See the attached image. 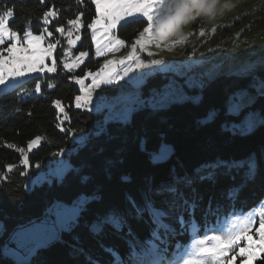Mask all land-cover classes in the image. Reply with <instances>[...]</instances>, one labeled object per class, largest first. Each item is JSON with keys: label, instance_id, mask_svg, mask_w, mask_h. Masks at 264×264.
Listing matches in <instances>:
<instances>
[{"label": "trees", "instance_id": "1", "mask_svg": "<svg viewBox=\"0 0 264 264\" xmlns=\"http://www.w3.org/2000/svg\"><path fill=\"white\" fill-rule=\"evenodd\" d=\"M7 8L14 10L9 25L20 35L29 24L33 34H41L45 27L43 13L55 9L59 15L47 26L53 36L46 41L60 40L61 43L54 54L58 74L39 77L38 81L30 79L0 95V177H6L0 178V264H16L11 255H5V241L14 229L39 218L53 203L71 204L81 195L89 199L70 230L62 231L53 245L39 249L31 264H114L106 248L118 252L124 264H131L129 241L139 250L145 240L151 239L156 227L147 210V204L152 202L163 204L170 212L165 222L176 229V234H168L166 247L174 254L177 244L186 245L192 241L190 232L181 233L178 223L181 214L185 220L190 219L183 204L185 199L198 205L195 218L201 236L205 225L209 228L228 213H246L264 198V125L257 124L251 132L234 128V125L242 126L244 117L250 112L264 116V94H258L239 115L228 113L229 102L232 103L238 92L253 89L250 86L253 76H220L204 86L197 102L172 103L160 110L142 108L133 111L128 122L104 125L100 115L75 109L74 99L79 91L71 80L100 67L90 30L86 27L96 17L91 0L82 3L46 0L44 4L40 0H0V14ZM80 13H83L84 25L80 31L81 40L68 51V32H72L73 39L77 33L67 21ZM201 19L202 16L192 19L194 29L197 30ZM145 25L143 22L119 26L116 35L131 43ZM58 26L65 28L63 35L55 32ZM65 51L69 53L67 57ZM80 51H88L89 57L71 72L59 63L65 59L71 62ZM165 79L161 73L147 77L142 86L143 96L152 89L158 90ZM37 83L42 86L39 94L34 92ZM49 83L54 86L49 88ZM56 100L61 101L63 112L55 108L53 101ZM62 120L64 128L86 138L82 145L61 131L58 125ZM101 128L105 130L97 135ZM37 136L41 143L30 153L25 151L30 166L26 174L21 175L24 170L21 153L6 145L26 150L28 143ZM162 143L170 144L172 152L162 162L152 163L150 154L158 151ZM68 147H75V152L68 157L71 170L60 182L54 180L50 185L43 183L26 191V178L29 173L34 174L35 165ZM250 157H254L258 165L254 180L245 177L246 161ZM220 162L245 163L242 167L216 168L211 179H200L208 177L213 170L210 166ZM8 165L13 166L12 172H7ZM184 177L192 183H177L178 178L183 181ZM168 187L178 189L175 198L165 191ZM234 189L237 190L236 198L230 199L229 193ZM137 207L143 210L140 214ZM110 211L118 218L119 228L103 219ZM93 226H98L99 231H93ZM161 235H164L163 229ZM254 264H264V255Z\"/></svg>", "mask_w": 264, "mask_h": 264}, {"label": "snow or ice", "instance_id": "2", "mask_svg": "<svg viewBox=\"0 0 264 264\" xmlns=\"http://www.w3.org/2000/svg\"><path fill=\"white\" fill-rule=\"evenodd\" d=\"M45 2L46 0H40L41 4ZM77 2L82 3L83 0H77ZM91 4L95 6L96 17L86 27L92 32L91 38L96 48V56H106L108 53L126 46L130 47L131 51L126 57L118 61L112 59L106 60L101 70L96 73L91 71L86 72L85 77H92V84L87 90L85 89L84 78L72 77L74 82L80 85V91L82 93V95L75 96V108L77 109H88L93 104V93L97 89L104 90L102 85H113L125 80V78L134 79V77L130 76L131 73L143 72L145 69L156 68V70H159L157 66L162 65L163 61H145L139 53H146L149 57L153 56L154 53L149 50L150 45L154 43L157 48H160L162 42L173 31L187 22L193 12L199 15L198 9L205 10L207 13H212L213 11L212 3L207 2V0H91ZM58 15L59 13L55 9L45 11L42 17V23L45 27L41 34L34 35L30 30L29 24L23 36H21L17 30L12 29L9 25V20L14 16V10L7 8L0 14V45L4 46L3 51H0V88H3L5 92L9 89L16 88L20 81L26 77L38 81L39 77H32L31 73L47 72L58 74V62L52 53L60 45V40L49 42L46 48L41 49L42 54L35 59L33 58L35 53H30L27 48L22 49L23 54L21 55L14 54L21 51V49L17 48V44L21 46L31 44L40 45L45 39V33L47 37H52L53 32L47 26ZM82 15L83 13H80L75 18L67 21V24L72 29H75L77 33L73 39L71 38L72 32H68L67 43L69 47L77 45V42L81 40L80 31L84 26L81 19ZM144 21L147 22L146 26L139 32L138 37L131 45H127L124 40L113 35V29H116L117 25L125 26L129 23H143ZM100 29H103V31L99 32ZM55 32L63 35L65 28L58 26L55 28ZM200 35H204V33L201 32ZM105 40H107V43L104 42ZM4 52H7L8 55L5 56L3 54ZM64 55L67 57L69 53L65 51ZM45 57L52 60L51 66H47L44 63ZM87 57H89L88 51H80L71 62L65 59L59 63H62L64 69L71 72L73 68L83 63ZM24 82H28V80H24ZM53 86L51 83L48 84L49 88ZM174 88L175 81H172L160 91L153 89L147 99L143 97V94L138 89L134 90L122 106V110L114 119L127 122L133 111L142 108H152L155 110L166 107L168 103L172 102L173 93L170 90ZM41 91L42 86L40 83H37L34 92L39 94ZM251 102L253 101L249 103ZM53 104L58 111L63 112L61 101H53ZM243 107L245 105L231 103L230 101L228 113L239 115ZM213 115L214 113L210 114V118ZM65 119H68V117H65ZM63 124L64 121L62 120L58 125L61 131L66 132L67 135L74 136V132L70 128H64ZM257 124L264 125V116H261L258 112H250L244 117L243 125H234V128L241 127L242 131L251 132ZM104 130L101 128L96 134L100 135ZM40 143L41 138L37 136L28 143L27 150L31 151L40 145ZM6 147L15 148L21 153V163L24 166V170L20 174L25 175L26 170L30 166L25 149L13 144H7ZM63 151L61 149L60 152L54 153V155L59 156ZM244 163H217L210 166L213 170L209 171L208 177L201 176L200 179H211L215 175L214 170L216 168L222 166L229 168L242 167ZM246 164L247 171L245 177L247 180H254L258 174V165L255 158L250 157L246 161ZM39 166V164L36 165L37 168ZM6 170L7 172H12L13 166L8 165ZM69 170H71V164L60 161L57 170L53 174L62 179L64 173ZM0 178L6 179V177ZM181 182H187L190 185L192 180L184 177L183 181H181L178 178L177 183ZM165 191L172 193L174 198L178 194L176 187H168ZM236 194L237 190H232L229 193L230 199H235ZM84 203L85 201L81 200L72 207H67L59 203L54 205L40 222H32L30 226L23 227L18 233L14 234L13 239L16 243V248L9 249L6 247L5 255H11L15 259L16 264H31L32 257L36 255L40 248L46 247L51 241L57 239L60 232L70 230ZM183 204L188 211L190 219L185 220L183 214H181L178 217V223L180 224L181 233L185 231L190 232L192 235V243L190 245L177 244V251L171 259H168V248L166 247L168 244L167 236L169 233L175 235L176 229L165 222V218L169 215L166 211L163 209L158 210L151 203H148L147 210L152 215V221L156 227L151 233V239L145 240L139 246V250L135 243L129 241L130 252L128 254V260L131 264H233V261H236L238 257L241 258L239 264H251L252 261L259 258L260 253H264V203L261 205V210L256 212V216L260 217L258 220L259 227H254L257 221L252 216L243 213L233 214L234 219L228 221L227 224L218 221L217 225L212 228H208L205 225L204 235L202 237L198 235L200 225L195 218V210L198 205L195 201L189 202L187 199L183 201ZM133 206L135 207V204ZM136 210L138 214L143 211L138 207ZM109 220L114 222L117 228L120 227L119 222L114 217H109ZM161 229L164 232L163 236L161 235ZM93 231L98 232L99 227L93 226ZM253 231L259 236V248L256 250H253L251 244L246 246L241 245V242L248 239L249 234ZM129 235H132L131 230H129ZM105 251L110 253L114 258V264H124L118 252L112 248H106Z\"/></svg>", "mask_w": 264, "mask_h": 264}, {"label": "rangeland", "instance_id": "3", "mask_svg": "<svg viewBox=\"0 0 264 264\" xmlns=\"http://www.w3.org/2000/svg\"><path fill=\"white\" fill-rule=\"evenodd\" d=\"M207 2L210 3L211 0H207ZM230 3L232 5L231 9L224 11L222 14L219 12L218 8H214L212 13L202 12L197 15L193 12L189 16L187 22L183 23L162 42L160 48H157L154 43L150 45L149 50L154 53L153 56L149 57L146 53H139L145 61H163L162 65L157 66L159 70H156V68L145 69L143 72L131 73L130 76L134 77V79L125 78V80L119 81L113 85H102L104 90L101 91V89H97V91L93 93V104L90 105L88 109H75L100 115V121L104 125L110 122L125 123L122 120L114 119V117L122 110V106L126 102L129 95L137 89L142 93V86L144 85L147 77L158 73H161L166 78V82L163 83L158 90L155 89L156 91H160L165 85L172 81H175V88L170 90L173 93L172 102L168 103L166 107L157 108L155 110L167 108L172 103L183 101L197 102L200 98V91H202L205 85L217 77L231 75L253 76L250 84L253 89L246 88L238 92L232 99V103H239L243 105L251 104L252 102H249L254 101L258 94L264 93V0H230ZM199 16H202V19L199 21L197 32H195V29L191 25L192 19ZM213 16L214 18L210 19V17ZM259 18L262 19V22H258ZM12 19L13 17L9 20V23ZM144 22L147 24L146 21ZM121 23L123 24V22ZM119 26L120 25H117V28L113 29V35L117 36L116 31ZM102 31L103 29L99 30V32ZM201 32H203L204 35H200ZM90 33L92 37L91 30ZM44 35L45 39L40 45L31 44L21 46L20 44H17V48L21 49V51L14 54L21 55L23 54L22 49L27 48L30 53H35V56L33 57L34 59L38 58L42 54L41 49L46 48L49 43L46 40L51 38L47 37L46 33ZM138 35L139 33L136 34L131 43L126 42V44L131 45L136 40ZM104 42L107 43V40ZM74 47L75 46L69 47L68 51ZM3 48L4 46L0 45V51H3ZM93 48L95 58L100 60L99 69L91 71L93 73L101 70L106 60L112 59L118 61L126 57L131 51V48L126 46L108 53L106 56L98 57L95 54L96 48L94 44ZM3 54L5 56L8 55L7 52H4ZM54 54L55 49L52 53L53 57ZM44 63L47 66H51L52 60L45 57ZM258 71H261V73ZM85 73L81 76L75 77L84 78V85L87 90V88L92 84V77H85ZM53 74L54 73L47 72L31 73V76L44 77L46 75ZM24 80L30 79L27 77L23 78L16 88L25 84L26 82H24ZM71 80L78 88V95H82L80 85H77L72 78ZM14 89H9L7 92ZM152 90L149 94L143 97L147 99ZM3 93L6 92L3 88H0V95ZM83 139L84 138L81 135L72 136V140H74L78 145L83 144ZM38 146L31 151L36 150ZM63 150V153L59 156L53 154L48 157L46 159L45 168L38 169L35 174H28L25 182L26 191H29L34 186H39L43 183H48L50 185L54 180L60 182L61 178L57 177L53 173L57 170L60 161L70 163L68 157L75 152V147H68ZM25 151L28 153L31 152L27 149ZM171 152L172 146L170 144L162 143L158 151L150 154V160L152 163L162 162L171 154ZM67 172H65L64 175ZM88 199L89 197L81 195L71 204L55 202L52 204L50 209L58 203L67 207H72L77 202L81 200L86 202ZM262 203H264V198L259 201L254 208L250 209L246 213H243L252 216L257 221L254 227H259L258 220L260 217L256 216V212L261 210ZM151 204L156 209H163L170 215V212L163 204H156L154 202ZM233 214L241 213H230L226 217L220 219L219 222L227 224L228 221L234 219ZM109 217H114L115 220L119 222L113 211L104 214L103 219L108 220V222H111L114 226H116L114 222L109 220ZM217 223L218 222L209 228L216 226ZM0 229H2L1 222ZM203 235L204 233L200 237ZM191 243L192 241L187 245H190ZM249 244L253 246V250L259 248V236L255 233V231L249 234L248 239L241 242L242 246ZM172 255V251L168 252V259H171ZM261 255H264V253H260L259 258ZM240 259L241 258L238 257L236 261H233V264H239ZM255 261H252L251 264H254Z\"/></svg>", "mask_w": 264, "mask_h": 264}, {"label": "water", "instance_id": "4", "mask_svg": "<svg viewBox=\"0 0 264 264\" xmlns=\"http://www.w3.org/2000/svg\"><path fill=\"white\" fill-rule=\"evenodd\" d=\"M48 212H49V209L46 210L42 216H40L39 218L33 220L32 222H37V223L40 222V221L45 217V215H46ZM32 222H30V223H28V224H26V225H24V226H22V227H19V228L14 229V230L11 232V234L8 236V238L6 239V241H5V247H7V248H9V249H15V248H16V243H15V241H14V239H13L14 234L18 233L23 227H28V226H30V224H31ZM59 237H60V234H59ZM59 237H58L57 239L51 241L46 247H49V246L53 245L54 243H56V241L59 239ZM46 247H42V248H46Z\"/></svg>", "mask_w": 264, "mask_h": 264}, {"label": "clouds", "instance_id": "5", "mask_svg": "<svg viewBox=\"0 0 264 264\" xmlns=\"http://www.w3.org/2000/svg\"><path fill=\"white\" fill-rule=\"evenodd\" d=\"M211 3L213 5V9L214 8H218L219 12L222 14L224 11L226 10H230L232 5L230 3V0H211ZM198 13H207L205 10H201V9H198L197 10ZM213 17H210V19H213Z\"/></svg>", "mask_w": 264, "mask_h": 264}, {"label": "crops", "instance_id": "6", "mask_svg": "<svg viewBox=\"0 0 264 264\" xmlns=\"http://www.w3.org/2000/svg\"><path fill=\"white\" fill-rule=\"evenodd\" d=\"M199 24V23H198ZM198 26V25H197ZM195 32H197V30L195 29ZM233 68H236V67H233ZM230 72H231V69H230Z\"/></svg>", "mask_w": 264, "mask_h": 264}, {"label": "built area", "instance_id": "7", "mask_svg": "<svg viewBox=\"0 0 264 264\" xmlns=\"http://www.w3.org/2000/svg\"><path fill=\"white\" fill-rule=\"evenodd\" d=\"M262 38V37H261Z\"/></svg>", "mask_w": 264, "mask_h": 264}]
</instances>
